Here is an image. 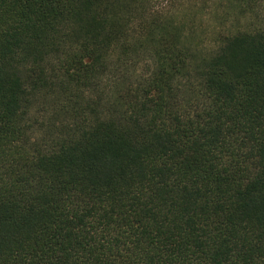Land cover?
<instances>
[{
    "label": "trees",
    "instance_id": "1",
    "mask_svg": "<svg viewBox=\"0 0 264 264\" xmlns=\"http://www.w3.org/2000/svg\"><path fill=\"white\" fill-rule=\"evenodd\" d=\"M0 264H264V0H0Z\"/></svg>",
    "mask_w": 264,
    "mask_h": 264
}]
</instances>
